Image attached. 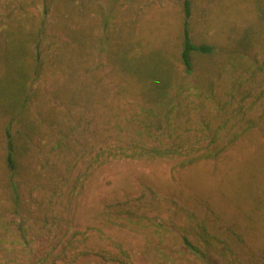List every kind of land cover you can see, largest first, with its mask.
Listing matches in <instances>:
<instances>
[{
  "label": "rangeland",
  "instance_id": "1",
  "mask_svg": "<svg viewBox=\"0 0 264 264\" xmlns=\"http://www.w3.org/2000/svg\"><path fill=\"white\" fill-rule=\"evenodd\" d=\"M184 7L0 0V264H264V0H191L193 74Z\"/></svg>",
  "mask_w": 264,
  "mask_h": 264
},
{
  "label": "trees",
  "instance_id": "2",
  "mask_svg": "<svg viewBox=\"0 0 264 264\" xmlns=\"http://www.w3.org/2000/svg\"><path fill=\"white\" fill-rule=\"evenodd\" d=\"M185 14H186V21H185V26H184V49L182 52V62L186 66V71L189 74H193L194 72V54H210L214 51L213 47L208 45V44H196L193 42L190 34V29H189V18L191 15V0H185ZM145 74L146 78H149L155 82L156 86V91L162 96L167 95V83L164 82L163 79L160 77L156 76V72H151V73H146ZM141 73V74H142ZM143 75V74H142ZM9 153H8V164L9 168L13 171L17 169V162L14 159V138L12 135L9 134ZM179 148L183 147H167L165 150H161L160 147H157L156 150L154 149V152L158 155H165L168 156L172 153H181L182 150ZM186 244L194 251L197 252L199 249H196V246H194L191 241L187 240Z\"/></svg>",
  "mask_w": 264,
  "mask_h": 264
}]
</instances>
